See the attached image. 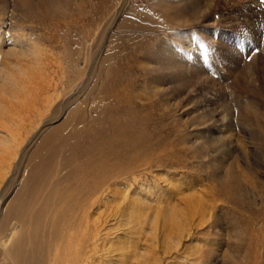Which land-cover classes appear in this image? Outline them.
<instances>
[{"label": "rangeland", "instance_id": "obj_1", "mask_svg": "<svg viewBox=\"0 0 264 264\" xmlns=\"http://www.w3.org/2000/svg\"><path fill=\"white\" fill-rule=\"evenodd\" d=\"M1 46L12 168L72 111L152 136L91 216L92 264L264 263V0H0Z\"/></svg>", "mask_w": 264, "mask_h": 264}, {"label": "bare ground", "instance_id": "obj_2", "mask_svg": "<svg viewBox=\"0 0 264 264\" xmlns=\"http://www.w3.org/2000/svg\"><path fill=\"white\" fill-rule=\"evenodd\" d=\"M4 43L16 50L13 40ZM73 112L43 131L14 168L21 143L0 130V264H92L94 210L138 162L150 164L152 136L140 121L129 123L125 113L105 118L100 109L92 120L77 121Z\"/></svg>", "mask_w": 264, "mask_h": 264}]
</instances>
